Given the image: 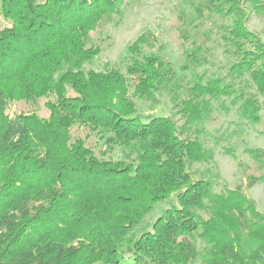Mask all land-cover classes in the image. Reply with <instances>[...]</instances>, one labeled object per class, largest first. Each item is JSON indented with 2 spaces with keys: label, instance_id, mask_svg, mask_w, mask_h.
I'll return each instance as SVG.
<instances>
[{
  "label": "trees",
  "instance_id": "trees-1",
  "mask_svg": "<svg viewBox=\"0 0 264 264\" xmlns=\"http://www.w3.org/2000/svg\"><path fill=\"white\" fill-rule=\"evenodd\" d=\"M244 1L262 0H209L197 11L232 18L230 73L249 76L257 94L193 72L179 126L137 112L165 89L177 101L181 88L149 35L126 46L122 69H85L101 52L92 34L106 17L122 19L125 0H0V264H264L257 203L192 172L214 161L202 135L216 104L253 126L264 111V41L248 29ZM41 100L48 116L10 112ZM245 152L261 171L249 185L264 182V150Z\"/></svg>",
  "mask_w": 264,
  "mask_h": 264
},
{
  "label": "rangeland",
  "instance_id": "rangeland-1",
  "mask_svg": "<svg viewBox=\"0 0 264 264\" xmlns=\"http://www.w3.org/2000/svg\"><path fill=\"white\" fill-rule=\"evenodd\" d=\"M208 1L125 0L122 19L108 16L98 31L92 34L89 45L100 48L101 52L85 69L99 70L107 64L122 69V54L126 46L147 34L150 36L152 49L162 54L178 73L177 82L181 88L177 90V101H174L173 94L168 89L159 92L156 101H138L137 112L144 120L156 116L170 117L181 126L184 121L178 113L177 104L188 95V90L192 87L193 72L204 75L207 80L220 78L226 84L233 85L238 94H257L249 76L235 78L230 73L232 65L238 60L234 49L224 40L226 30L232 26V18L208 13L206 10L198 13L197 9H203ZM259 6L256 8L250 2H243L248 15V29L264 41V0ZM7 25L0 18V29ZM181 31L185 32V38L181 37ZM259 100L263 101L260 97ZM225 104L229 106V101L225 100ZM10 112L13 115L22 112H38L43 116L49 114L45 101L42 100L37 104L12 102ZM260 116V123L255 126L241 124L236 108L230 107L228 111L216 104L205 123L206 131L202 135L207 147L214 151V161L209 165L195 164L192 172L195 178L213 177L217 192L224 186L231 189L241 187L264 214V182L249 185V176L261 171L253 165L245 152V144L264 150V111H261ZM226 149L233 150L236 159L228 155ZM208 169L211 174L207 173ZM171 202L176 203V199L172 198ZM169 205L168 202L162 207ZM158 213L156 211L148 221L156 219ZM203 248L204 244L199 243L200 251ZM196 264L203 262L199 260Z\"/></svg>",
  "mask_w": 264,
  "mask_h": 264
}]
</instances>
